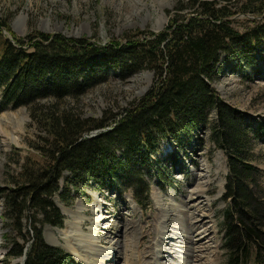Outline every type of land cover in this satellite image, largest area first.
<instances>
[{"label": "trees", "instance_id": "16d2710c", "mask_svg": "<svg viewBox=\"0 0 264 264\" xmlns=\"http://www.w3.org/2000/svg\"><path fill=\"white\" fill-rule=\"evenodd\" d=\"M236 1L177 0L170 24L151 33L153 38L130 35L107 45L42 32L18 37L10 18L0 13V112L27 107L36 129L31 147L41 158L26 159L10 185L0 188L6 261L26 255L24 264H75L69 252L44 236L45 226H64L54 198L65 172L70 177L60 194L64 201L71 185L80 190L95 183L130 191L145 206L156 165L152 155L161 142L181 143L192 131L212 127V140L229 164L223 197L228 208L221 223L225 264H264V195L251 156L264 125L246 122L245 113L212 85L228 58L239 70L254 69L264 48V0ZM186 12L191 14L184 20ZM240 13L252 16L245 31L233 26L232 17ZM144 70L154 73L153 85L123 115L85 116L81 97L110 71L125 77Z\"/></svg>", "mask_w": 264, "mask_h": 264}, {"label": "rangeland", "instance_id": "374dc122", "mask_svg": "<svg viewBox=\"0 0 264 264\" xmlns=\"http://www.w3.org/2000/svg\"><path fill=\"white\" fill-rule=\"evenodd\" d=\"M239 1L245 0L236 2ZM176 3L177 0H0V13L10 18V28L18 37L42 32L107 45L111 41L125 42L130 35L153 38L170 24ZM190 14L184 13V20ZM232 18L233 26L240 31L252 24V18L243 13ZM6 34L12 37L7 31ZM231 60L224 61V70L213 81V87L222 99L245 113L246 122L254 127L264 125V48L256 55L254 69L239 70ZM114 75L110 71L108 78H102L105 81L81 97L86 117L99 118L107 111L123 115L133 101L145 96L155 78L149 70L125 77ZM35 134L27 107L9 106L0 112V188L10 185L11 176L20 172L29 157L41 161L31 147ZM211 136L212 127H208L192 131L181 143L173 138L161 142L152 157L157 167H151L154 174L149 178L150 202L145 206L139 205L130 191L107 190L95 183L80 190L71 185L70 199L64 201L60 194L70 177L65 172L60 194L54 198L65 216L64 226H45L46 241L69 252L77 264H225L221 223L228 208L223 197L229 164L228 155ZM169 145L167 154L164 146ZM251 156L260 171L258 192L264 195V134L253 143ZM194 191L204 194L191 198ZM3 213L0 200V264H21L23 257L5 260L7 249L1 243L7 227ZM190 213H204L205 217L199 218L200 222L189 220L186 214L192 216ZM64 230L74 236L73 231H81L78 242L87 244L75 243V252L66 245ZM160 234L167 235L165 247L171 252L168 258L158 257ZM185 237H189L196 256L186 252ZM97 246H113L115 259L103 263L101 255L94 252Z\"/></svg>", "mask_w": 264, "mask_h": 264}, {"label": "bare ground", "instance_id": "6f19581e", "mask_svg": "<svg viewBox=\"0 0 264 264\" xmlns=\"http://www.w3.org/2000/svg\"><path fill=\"white\" fill-rule=\"evenodd\" d=\"M163 147V146H162ZM164 148L166 149V153L168 152V150L169 149H171V146L169 145L168 147H166V146H164ZM192 197L191 198H195V197H197L198 195H203L204 194V192L203 191H194V192H192ZM181 212V211H180ZM191 214V213H190ZM192 216H190V215H188V214H186V216L188 217V219L189 220H194V219H197V221L198 222H200L198 219L199 218H204L205 217V215H204V213H202L201 215H199V214H195V213H193V214H191ZM81 218L82 219H85V216H81ZM68 225V224H67ZM167 226H169V224H168V222H167ZM207 231V230H206ZM74 233H76V235L74 236V235H71V234H68V231L67 230H64V239H65V241H66V245L68 246V247H70L71 249H73L75 252H77L75 249H77L78 250V246H85L86 244H87V242H83V243H79L78 242V236L81 234V231H73ZM178 235L180 234V233H177ZM166 239H167V235H162V234H160V244H159V247H158V257L160 258V257H163V258H168V256L169 255H171V252H170V250L169 251H167V248L165 247L166 246ZM184 242L183 243H185V245H186V252L187 251H192V246H191V244H190V241H189V237H185L184 239ZM75 243H77V244H79L78 246H77V248H75L74 247V245H75ZM195 250V249H194ZM95 253H97V254H100L101 255V261L103 262V263H105V262H109L108 260H111V259H115V256H114V254H115V252H116V249L113 247V246H110V247H107V248H104L103 246L101 247V246H97L96 247V249H95V251H94ZM192 253L194 254L195 252L194 251H192ZM198 253V252H197ZM88 254V252H87V250H86V256L87 257H89V255H87ZM195 255V254H194ZM114 256V257H113ZM188 256H189V254H188ZM196 256V255H195ZM197 258H198V256H197ZM158 260V259H157ZM115 261V260H114ZM137 263H140L139 261L137 262ZM160 264H163V262H160Z\"/></svg>", "mask_w": 264, "mask_h": 264}, {"label": "water", "instance_id": "95a60500", "mask_svg": "<svg viewBox=\"0 0 264 264\" xmlns=\"http://www.w3.org/2000/svg\"><path fill=\"white\" fill-rule=\"evenodd\" d=\"M250 17H252V16H250ZM102 131H103L102 129H101V130H97V131L91 133L90 136H97V135L100 134ZM52 245H53V244H52ZM54 245H55V244H54ZM25 259H26V256H25ZM25 259H24V260H25ZM23 264H24V262H23Z\"/></svg>", "mask_w": 264, "mask_h": 264}]
</instances>
